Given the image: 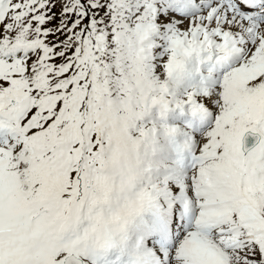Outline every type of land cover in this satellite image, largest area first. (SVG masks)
<instances>
[{
    "label": "snow or ice",
    "instance_id": "obj_1",
    "mask_svg": "<svg viewBox=\"0 0 264 264\" xmlns=\"http://www.w3.org/2000/svg\"><path fill=\"white\" fill-rule=\"evenodd\" d=\"M0 264H264V0H0Z\"/></svg>",
    "mask_w": 264,
    "mask_h": 264
}]
</instances>
